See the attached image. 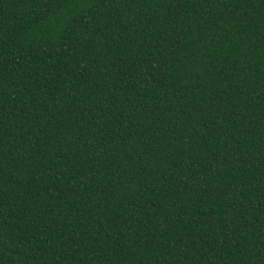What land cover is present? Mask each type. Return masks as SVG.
<instances>
[{
	"label": "trees",
	"instance_id": "trees-1",
	"mask_svg": "<svg viewBox=\"0 0 264 264\" xmlns=\"http://www.w3.org/2000/svg\"><path fill=\"white\" fill-rule=\"evenodd\" d=\"M0 264H264V0H0Z\"/></svg>",
	"mask_w": 264,
	"mask_h": 264
}]
</instances>
